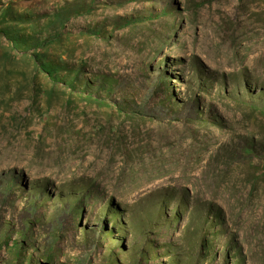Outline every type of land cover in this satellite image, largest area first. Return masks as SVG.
<instances>
[{"label":"rangeland","instance_id":"obj_1","mask_svg":"<svg viewBox=\"0 0 264 264\" xmlns=\"http://www.w3.org/2000/svg\"><path fill=\"white\" fill-rule=\"evenodd\" d=\"M48 255L264 264V0H0V264Z\"/></svg>","mask_w":264,"mask_h":264},{"label":"trees","instance_id":"obj_2","mask_svg":"<svg viewBox=\"0 0 264 264\" xmlns=\"http://www.w3.org/2000/svg\"><path fill=\"white\" fill-rule=\"evenodd\" d=\"M14 39H16L18 42L20 41L18 38H14ZM27 42H28V40H26V39L22 41V43H24V44L27 43ZM46 69H47V71H48L50 74H52V70H55L56 68H55L54 66H50L49 68H46ZM18 244H19V242H15L12 248L15 249V250H17V252L20 253V252H21V249H18V246H19ZM19 255H20V254H19ZM47 257H48L49 259L46 260L45 262H40V264H50V263H49V260L52 258V256H49V255H48Z\"/></svg>","mask_w":264,"mask_h":264}]
</instances>
